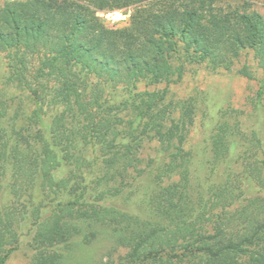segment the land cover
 <instances>
[{
    "label": "trees",
    "instance_id": "1",
    "mask_svg": "<svg viewBox=\"0 0 264 264\" xmlns=\"http://www.w3.org/2000/svg\"><path fill=\"white\" fill-rule=\"evenodd\" d=\"M125 9L126 26L98 16ZM0 51L7 84L27 87L22 52L39 51V76L58 82L51 120L39 89L31 111L0 94V264L25 227L31 264H107L104 243L118 264H264V136L221 109L198 160L186 146L207 96L170 94L188 67L230 72L252 55L264 70L262 14L224 0L11 1ZM237 74L252 78L247 65Z\"/></svg>",
    "mask_w": 264,
    "mask_h": 264
},
{
    "label": "rangeland",
    "instance_id": "2",
    "mask_svg": "<svg viewBox=\"0 0 264 264\" xmlns=\"http://www.w3.org/2000/svg\"><path fill=\"white\" fill-rule=\"evenodd\" d=\"M19 0H0V7L6 2ZM24 1V0H20ZM247 3L251 9L259 12L264 17V0H224V5H241ZM112 15L107 13H99V18L109 27L126 26L129 23L132 9H125L121 11H114ZM25 57L26 67L23 68L24 84L27 87L19 88L18 83L7 84L6 78L14 71L10 66L11 52L0 51V94L7 92L8 98L17 97L15 106L19 103H26L28 105L31 92L34 89H39L41 95L44 97L43 115L45 119L51 120L58 109L52 103V91L58 85L57 80L49 78H42L38 71L46 55L45 51H39L34 54L22 52ZM247 65L252 74V78H246L237 74V71L243 66ZM86 91L88 95L93 87L100 85L101 81L97 77H88L86 80ZM18 86L16 89L15 87ZM164 84L160 88H164ZM144 90V84L140 87ZM122 86L117 88H109L105 90V98L108 100V105L112 107L115 105L112 94L118 95ZM262 90L261 99L258 97V92ZM170 94L176 99L188 98L191 96H207V103L202 104L198 108V113L195 118V123L190 129L189 140L186 148L192 149L197 155V159H201L206 148V139L211 134L215 123L218 120L219 110L223 109L231 112L234 119L232 123L238 122L244 133L250 134L255 129L264 136V70L259 68L253 61L252 55H243L235 68L230 72H211L205 66L188 67L183 80L170 87ZM30 95V96H29ZM14 106V107H15ZM27 109L32 110L31 104ZM27 111V110H26ZM156 142L147 144L146 150L143 152L145 156L152 155ZM21 247L8 260L7 264H31V254L28 251V243L30 240L27 227L19 229ZM111 245L108 243L98 244L95 247L96 258H103L107 264H118L117 255L111 259L109 256ZM125 251L121 250L120 255ZM119 255V256H120ZM118 256V257H119Z\"/></svg>",
    "mask_w": 264,
    "mask_h": 264
},
{
    "label": "built area",
    "instance_id": "3",
    "mask_svg": "<svg viewBox=\"0 0 264 264\" xmlns=\"http://www.w3.org/2000/svg\"><path fill=\"white\" fill-rule=\"evenodd\" d=\"M113 13H116V12H108L107 14L112 15ZM101 14H103V13H101Z\"/></svg>",
    "mask_w": 264,
    "mask_h": 264
}]
</instances>
